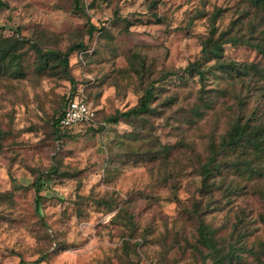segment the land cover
Masks as SVG:
<instances>
[{
    "label": "rangeland",
    "instance_id": "obj_1",
    "mask_svg": "<svg viewBox=\"0 0 264 264\" xmlns=\"http://www.w3.org/2000/svg\"><path fill=\"white\" fill-rule=\"evenodd\" d=\"M3 1L0 47L14 45L0 69V264L43 253L37 264H213L194 204L217 228L221 248L232 250L225 264H264L256 255L264 180L229 171L246 186L225 196L223 188L205 191L200 175L211 140L230 126L242 79L234 84L218 67L204 83L185 71L214 26L215 36L264 39L263 9L251 0ZM77 42L73 83L57 53ZM224 55L264 67L253 45L226 42ZM254 71L244 75L252 82L249 112L264 111ZM148 87L151 111L108 122ZM209 95L218 98L207 109ZM74 96L97 118L60 135L55 121Z\"/></svg>",
    "mask_w": 264,
    "mask_h": 264
},
{
    "label": "trees",
    "instance_id": "obj_2",
    "mask_svg": "<svg viewBox=\"0 0 264 264\" xmlns=\"http://www.w3.org/2000/svg\"><path fill=\"white\" fill-rule=\"evenodd\" d=\"M253 6L263 9L264 11V0H251ZM4 5V1L0 0V7ZM77 7L83 10L79 2ZM94 27V26H92ZM217 27L212 28V33L204 40L202 47V53L200 57L188 63L185 67V71L190 75H199L200 81L205 83V78L208 75L210 68L218 69L220 67L224 70V74L228 75L229 79L234 82H238V78L242 79V84L237 89V102L234 103L233 112L231 114L232 119L230 120V126L220 136L218 142L211 140L209 144V154L207 160L202 164L200 175L202 177V188L205 191H210L216 188H223L224 195L236 193L237 191L243 190L246 186L245 183H239L234 178H229V171H233L239 175H246L248 179H254L253 182L261 184L264 180V111H259V107H255L251 112L248 111V98L250 94L249 90L252 88L251 80H245L244 75H247L252 69L254 74L259 77H254L255 88L263 89L264 91V67H259V62L243 63L233 59H227L224 55V43H246L256 47L264 56V39L246 38L237 33H231V31H223L218 36H215ZM14 42L0 47V69L2 68L6 57L11 53V47ZM81 42L71 44L66 50H59L57 55L60 61V65L64 70L66 76L75 83V78L71 74L69 65V56L72 51L82 46ZM38 51H42L38 44L34 45ZM257 74H256V73ZM169 73H176L175 71H168ZM233 84V85H234ZM205 88H202L203 91ZM222 93H226L227 88H218ZM262 93V92H261ZM154 92L152 87H148L142 95L139 103L125 109L118 110L116 114L111 115L108 118V122L117 123L121 117L132 118L141 114L151 111L152 107L150 102L153 98ZM204 96V95H203ZM215 96H220L216 94ZM205 97V96H204ZM206 100V107L212 108L215 106L216 99L214 95H209ZM70 99V98H69ZM68 99V100H69ZM67 100V101H68ZM66 101V103H67ZM63 107V110L66 106ZM197 115L202 117L206 110L195 108ZM59 114L56 119V127L58 133H61L58 127L59 118L63 112ZM97 112V110H96ZM98 115V112H97ZM233 154L235 157L232 160H228L226 163L220 159V155ZM40 182H36L37 190L39 191L42 185ZM224 186V187H223ZM41 195L37 197V206L40 208ZM194 212L199 218L200 224L198 227L199 242L202 246L208 248V255L213 258V264H225L227 261H232L234 256L232 250L225 251L221 248V244L217 239V228L213 227L203 217H200L199 205L194 204ZM241 220L240 223H243ZM258 258H264V239L260 242L258 250L256 252ZM47 253H43L33 260L20 259L19 264H37L46 260ZM207 256L205 257V259Z\"/></svg>",
    "mask_w": 264,
    "mask_h": 264
},
{
    "label": "built area",
    "instance_id": "obj_3",
    "mask_svg": "<svg viewBox=\"0 0 264 264\" xmlns=\"http://www.w3.org/2000/svg\"><path fill=\"white\" fill-rule=\"evenodd\" d=\"M96 109L83 97H71L59 118L58 127L61 133L67 132L70 128L89 124L96 120Z\"/></svg>",
    "mask_w": 264,
    "mask_h": 264
}]
</instances>
